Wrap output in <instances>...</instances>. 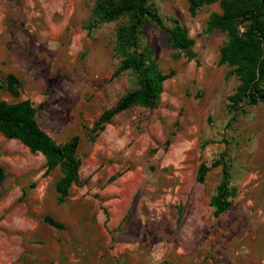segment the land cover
Wrapping results in <instances>:
<instances>
[{
	"label": "rangeland",
	"instance_id": "obj_1",
	"mask_svg": "<svg viewBox=\"0 0 264 264\" xmlns=\"http://www.w3.org/2000/svg\"><path fill=\"white\" fill-rule=\"evenodd\" d=\"M96 1L0 0V100L31 101L57 145L79 137V175L60 200L63 168L0 131V264H264V103L230 100L227 35L208 30L220 0L196 13L189 0H154L164 27L146 21L142 35L161 91L119 111L139 87L115 50L128 17L98 22ZM173 18L194 39L189 53L171 43ZM225 167L234 194L216 214Z\"/></svg>",
	"mask_w": 264,
	"mask_h": 264
},
{
	"label": "trees",
	"instance_id": "obj_2",
	"mask_svg": "<svg viewBox=\"0 0 264 264\" xmlns=\"http://www.w3.org/2000/svg\"><path fill=\"white\" fill-rule=\"evenodd\" d=\"M219 0H189V10L196 13L203 5ZM223 12H214L208 20V30L220 29L227 35L221 46L219 63L227 64L239 79L235 93L230 97L233 104L264 103V0H220ZM93 14L98 22L111 21L124 16L128 21L120 25L116 34V53L121 56L119 71H134L139 87L126 93L118 102L116 110L134 104L151 106L161 91L163 77L151 60V52L143 42L142 26L146 21L164 27L163 17L154 0H97ZM172 45L179 51L190 52L194 39L180 21L173 18V26L167 28ZM8 88L14 91L19 81L14 74L7 80ZM0 131L9 138L22 141L32 150L41 151L47 159L49 169L61 166L64 175L57 183L60 200L68 194L78 178L79 161L76 149L79 137L75 136L64 145H57L40 127L36 110L31 101L9 103L0 100ZM211 166L203 163L199 167V180L203 181ZM5 169L0 165V181L5 178ZM231 174L223 170V179L217 193L212 197L216 214L224 212L231 204L234 194L230 185ZM47 221L61 227L51 217Z\"/></svg>",
	"mask_w": 264,
	"mask_h": 264
}]
</instances>
